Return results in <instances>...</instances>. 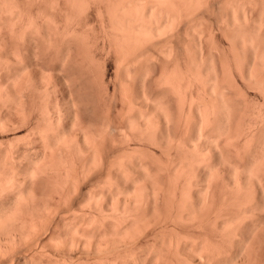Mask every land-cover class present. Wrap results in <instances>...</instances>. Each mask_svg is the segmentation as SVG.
I'll list each match as a JSON object with an SVG mask.
<instances>
[{"label": "bare ground", "instance_id": "1", "mask_svg": "<svg viewBox=\"0 0 264 264\" xmlns=\"http://www.w3.org/2000/svg\"><path fill=\"white\" fill-rule=\"evenodd\" d=\"M0 264H264V0H0Z\"/></svg>", "mask_w": 264, "mask_h": 264}, {"label": "rangeland", "instance_id": "2", "mask_svg": "<svg viewBox=\"0 0 264 264\" xmlns=\"http://www.w3.org/2000/svg\"><path fill=\"white\" fill-rule=\"evenodd\" d=\"M252 91H253V89H252ZM253 93H254V94H253ZM251 94H252V95H255V92H252ZM256 96H257V95H256ZM258 96H259V95H258Z\"/></svg>", "mask_w": 264, "mask_h": 264}]
</instances>
